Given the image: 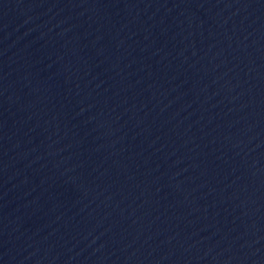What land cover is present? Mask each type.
Instances as JSON below:
<instances>
[{
	"label": "water",
	"instance_id": "obj_1",
	"mask_svg": "<svg viewBox=\"0 0 264 264\" xmlns=\"http://www.w3.org/2000/svg\"><path fill=\"white\" fill-rule=\"evenodd\" d=\"M0 264H264V0H0Z\"/></svg>",
	"mask_w": 264,
	"mask_h": 264
}]
</instances>
